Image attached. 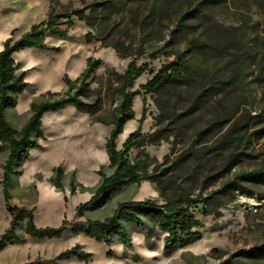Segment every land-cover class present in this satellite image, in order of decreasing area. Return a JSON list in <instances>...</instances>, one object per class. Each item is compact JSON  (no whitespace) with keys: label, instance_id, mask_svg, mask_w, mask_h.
I'll return each mask as SVG.
<instances>
[{"label":"rangeland","instance_id":"obj_1","mask_svg":"<svg viewBox=\"0 0 264 264\" xmlns=\"http://www.w3.org/2000/svg\"><path fill=\"white\" fill-rule=\"evenodd\" d=\"M3 1L0 39L27 8L19 0ZM175 2L177 7L170 2L158 11L140 0L135 4L128 0H49L55 14L74 10L88 14L87 9L95 6L98 16L106 19L96 21L94 31L72 18L66 38L48 36L45 41L57 50L28 49L19 55L18 66L26 67L30 84L24 94L32 103L41 101L47 91L64 95L68 89L63 78L79 77L87 58L100 60V66L78 96L80 108L67 105L44 119L40 152L13 167L9 203L33 210L37 227H58L63 219H74L77 206L87 202L101 183L97 172L112 173L105 142L119 103V76L134 60L137 65L146 64L147 70L133 84L131 90L140 91L132 104L134 120L127 123L128 130L116 146L121 149L128 135L137 130L144 108L140 127L144 140L130 149L129 157L145 161L147 173L160 175L161 182L130 184L120 193L107 194L101 206L77 221H102L121 202L152 199L162 205L179 196L201 198L204 201L191 208L201 223V238L166 255L164 235L145 241L128 225L131 249L119 244L106 247L70 229L60 239L41 241L19 230L24 243L1 251L0 264L51 261L74 246L89 253L90 259L70 258L58 264H264V178L247 175L264 168V0ZM37 3L43 9L44 0ZM12 7L19 12L8 11ZM215 24L230 29V35L221 39L230 43L225 47L221 43L223 50L214 57L192 54L186 43L203 40L205 28ZM178 25L181 31L175 29ZM87 33L93 36L89 44L84 39ZM177 55L182 56L189 74L187 82L144 94L140 86L163 65L175 62ZM24 105L20 103L26 110ZM28 112L19 117L8 113L7 120L19 130ZM155 133L158 136L147 139ZM5 159L6 153L0 154V181ZM58 166L63 171L62 190L50 184L52 170ZM71 183L75 186L72 195ZM8 224L0 185V235Z\"/></svg>","mask_w":264,"mask_h":264},{"label":"trees","instance_id":"obj_2","mask_svg":"<svg viewBox=\"0 0 264 264\" xmlns=\"http://www.w3.org/2000/svg\"><path fill=\"white\" fill-rule=\"evenodd\" d=\"M135 4V0H128ZM147 1L162 11L171 2L177 7L175 0H140ZM119 0H117V3ZM111 7H114L112 5ZM49 11L44 21L31 26L28 32L24 33L19 39L13 40L12 34L3 43V49L0 51V154L6 153V159L2 166L1 190L4 202V209L9 217L8 227L0 235V252L7 246L24 243V238L19 235L21 230L23 236L36 240L60 239L63 234L70 229L73 234H82L86 238L93 240L98 244L111 247L119 244L125 249L132 248L130 233L125 225L131 226L143 235L145 241L150 240L158 234L163 237V252L168 255L176 249L185 247L201 238L198 229L201 223L194 216L191 208L202 203L201 198L190 199L179 196L173 201H167L159 205L152 199L142 201L121 202L111 216L100 220L87 219L84 222H78L77 219L93 211L103 204L102 198L108 197L107 194L120 193L130 184L139 185L142 182L160 184V175L156 173H147L148 165L143 160H132L129 157V151L144 137L140 134V127L145 119V109H142L141 117L138 120V128L130 133L122 143L121 149H117L116 141L122 134L123 128L127 122L134 120L133 100L140 95V91H132L133 84L147 70L146 64L137 65L131 60L126 66L124 72L119 76V86L117 89L119 103L111 121V129L105 142V152L108 159V168L112 170L110 175H105L100 169L97 174L101 178V183L94 191V195L85 203L77 206L72 221L63 219L58 227H37L34 223L33 210L24 207L10 205V175L13 173L15 165L23 164L27 161L29 153L32 150L40 148L39 141L44 140L42 131V116L48 112H57L64 109L67 105L80 108L82 102L78 98L87 80L93 76L100 66V60L89 57L83 72L74 80L68 77L63 78L68 92L64 95L59 93L45 92L41 95V101L31 103L30 117L28 121L16 131L5 117L7 109H13L16 106L17 97L21 95L28 86L25 81L26 71H19L15 66L13 54L19 53L25 49L36 50H57L50 48L45 44V37L66 38L69 29L73 26L72 18L79 22H84L91 30L96 31V21H104V16H98V10L91 6L88 14L84 10H74L70 14H55L51 3ZM100 19V20H98ZM178 23V22H177ZM179 23H181L179 21ZM183 27L178 25L176 30L181 31ZM214 28V29H213ZM203 40L195 39L186 44L189 45L190 52L196 56L214 57L221 53V43L225 47L229 39L221 40L230 35V29H224L217 24L213 27L205 28ZM92 35L87 33L84 36L87 44L91 43ZM119 55L120 50L111 46ZM222 49V50H221ZM227 51V49H226ZM126 53L122 55L126 57ZM189 78L186 66L181 55L176 56L175 62L163 65L152 77L140 86L144 94L156 93L169 85L177 83H186ZM70 91H74L70 95ZM143 103L145 99H142ZM229 121V120H228ZM231 128L227 133H231ZM158 136V133L147 136L152 139ZM160 139H162L160 137ZM53 177L50 179L52 187L62 190L63 171L60 166L52 170ZM15 174V172H14ZM19 176V172H16ZM248 176H260L264 178V168L259 172L247 174ZM241 177V176H239ZM70 194H74V183L70 184ZM90 254L81 251L79 246H74L58 254L51 261H34L29 264H58L63 260L75 258L80 262H86L90 259ZM107 257H112L109 251Z\"/></svg>","mask_w":264,"mask_h":264},{"label":"crops","instance_id":"obj_3","mask_svg":"<svg viewBox=\"0 0 264 264\" xmlns=\"http://www.w3.org/2000/svg\"><path fill=\"white\" fill-rule=\"evenodd\" d=\"M20 1V3L21 4H26L27 3V8H26V10H25V14L23 15V16H16V17H18V19H17V22L16 23H14V24H12V25H10V27H9V31H8V33L4 36V37H2L1 39H0V51L3 49V43H4V41L7 39V38H9L10 37V34H11V32L13 31V34H12V39L13 40H17V39H19L24 33H26V32H28L29 31V29L31 28V26H33V25H36V24H39L40 22H42V21H44L45 20V15H46V13H47V10H48V7H49V0H44V6H43V9L41 8H38V5H39V3H37V0H19ZM5 1H3V2H0V4H2V3H4ZM40 7H42L41 5H39ZM17 8H14V7H12V8H10L8 11H11L12 13H14V14H16V13H18L19 12V10H16ZM47 17V16H46ZM47 37L48 36H46L45 37V41H46V39H47ZM50 37V36H49ZM26 50H28V49H25V50H23V51H21V52H19V53H15V54H13V60H14V62H15V66L17 67V69L19 70V71H26V75H25V81H27L28 79H27V76H28V73H27V70H25L26 69V67H19L18 66V61H17V57H19V55H21L22 53H26L25 51ZM30 86V84L28 83V86H27V88ZM27 88L25 89V91H27ZM23 92L21 95H19L18 97H17V101H16V106H15V108H13V109H7L6 111H5V117H6V119H7V115H8V113H11V112H13L17 117H19V116H22V114H25V112L26 111H28L29 110V112L27 113V116H26V120L24 121V124L28 121V119H29V117H30V105H31V100H29V98H28V94H24V93H26V92ZM26 98H28V100L26 99ZM20 103L21 104H25L24 105V107H26L25 109L26 110H24L22 107H20ZM50 112H48V113H45L43 116H42V119H41V122H42V126H44V124H43V122H44V119L46 118V117H49L51 114H49ZM8 121V120H7ZM9 122V121H8ZM10 123V122H9ZM128 123V122H127ZM126 123V125L124 126V128H123V132L125 131V129H126V127H128L129 126V124H127ZM23 124V125H24ZM22 125V126H23ZM11 126L13 127V125L11 124ZM14 128V127H13ZM15 129V128H14ZM16 131H18L17 129H15ZM20 130V129H19ZM57 130H59V127L57 126ZM43 131V130H42ZM59 131H57V133H58ZM123 132H122V134H123ZM125 132H127V131H125ZM121 134V135H122ZM120 135V136H121ZM119 136V137H120ZM119 137H118V139L117 140H119ZM40 148H41V146H40ZM40 148H38V149H35V150H32V151H30V153H29V157H30V154H31V157H32V155L33 154H35V152H40L39 150H40ZM70 151V150H69ZM33 153V154H32ZM107 156V155H106ZM29 157H28V159H29ZM67 158V157H66ZM68 160V159H67ZM108 160V159H107ZM63 162V161H62ZM24 164V163H23ZM59 164V162L58 163H54V165H52L51 166V168L52 167H54V166H56V165H58ZM11 200V199H10Z\"/></svg>","mask_w":264,"mask_h":264},{"label":"bare ground","instance_id":"obj_4","mask_svg":"<svg viewBox=\"0 0 264 264\" xmlns=\"http://www.w3.org/2000/svg\"><path fill=\"white\" fill-rule=\"evenodd\" d=\"M126 126H127V125H126ZM127 130H128V128L125 129V131H127Z\"/></svg>","mask_w":264,"mask_h":264}]
</instances>
